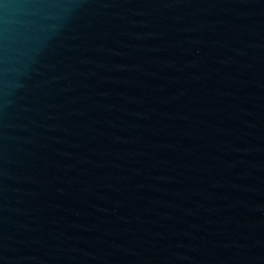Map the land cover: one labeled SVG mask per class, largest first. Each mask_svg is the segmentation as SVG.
Returning a JSON list of instances; mask_svg holds the SVG:
<instances>
[{"label": "water", "instance_id": "obj_1", "mask_svg": "<svg viewBox=\"0 0 264 264\" xmlns=\"http://www.w3.org/2000/svg\"><path fill=\"white\" fill-rule=\"evenodd\" d=\"M0 264H264V0H0Z\"/></svg>", "mask_w": 264, "mask_h": 264}]
</instances>
